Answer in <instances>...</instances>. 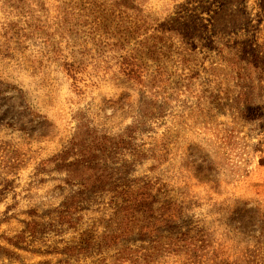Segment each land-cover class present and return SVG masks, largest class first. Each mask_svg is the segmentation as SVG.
<instances>
[{"label": "rangeland", "instance_id": "obj_1", "mask_svg": "<svg viewBox=\"0 0 264 264\" xmlns=\"http://www.w3.org/2000/svg\"><path fill=\"white\" fill-rule=\"evenodd\" d=\"M0 264H264V0H0Z\"/></svg>", "mask_w": 264, "mask_h": 264}, {"label": "trees", "instance_id": "obj_2", "mask_svg": "<svg viewBox=\"0 0 264 264\" xmlns=\"http://www.w3.org/2000/svg\"><path fill=\"white\" fill-rule=\"evenodd\" d=\"M91 7L92 9L88 13L95 14L97 10H95L94 6L91 5ZM109 14L110 12L106 13L105 16ZM124 60L125 63L123 65V69H121L124 75L133 79L134 81L139 82L142 78V72H140L141 66L135 61L133 57H126Z\"/></svg>", "mask_w": 264, "mask_h": 264}]
</instances>
